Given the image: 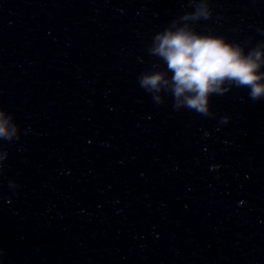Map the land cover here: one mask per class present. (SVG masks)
<instances>
[{
    "label": "water",
    "instance_id": "obj_1",
    "mask_svg": "<svg viewBox=\"0 0 264 264\" xmlns=\"http://www.w3.org/2000/svg\"><path fill=\"white\" fill-rule=\"evenodd\" d=\"M199 3L0 0V264H264V98L139 84L173 21L264 43V0Z\"/></svg>",
    "mask_w": 264,
    "mask_h": 264
},
{
    "label": "clouds",
    "instance_id": "obj_2",
    "mask_svg": "<svg viewBox=\"0 0 264 264\" xmlns=\"http://www.w3.org/2000/svg\"><path fill=\"white\" fill-rule=\"evenodd\" d=\"M210 15L206 0H200L196 10L181 20L197 21ZM178 25V21H173L169 28L157 33L148 50L166 69L139 77L140 86L152 93L157 103L163 102L159 94L167 92L173 96L175 109L187 108L207 117L212 115L210 97L223 95L232 87H247L253 101L264 98V43L246 53L238 43L226 42L221 36L198 34L188 23ZM224 119L227 122V117ZM6 124L7 121H0V137L10 140Z\"/></svg>",
    "mask_w": 264,
    "mask_h": 264
}]
</instances>
